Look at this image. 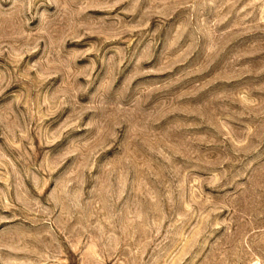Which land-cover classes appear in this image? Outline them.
I'll list each match as a JSON object with an SVG mask.
<instances>
[{
    "label": "rangeland",
    "instance_id": "obj_1",
    "mask_svg": "<svg viewBox=\"0 0 264 264\" xmlns=\"http://www.w3.org/2000/svg\"><path fill=\"white\" fill-rule=\"evenodd\" d=\"M0 264H264V0H0Z\"/></svg>",
    "mask_w": 264,
    "mask_h": 264
}]
</instances>
